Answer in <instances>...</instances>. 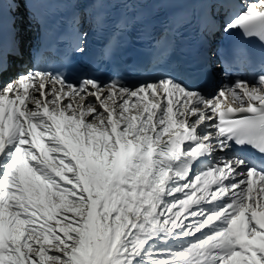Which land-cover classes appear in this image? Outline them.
Here are the masks:
<instances>
[{"label":"snow or ice","instance_id":"1","mask_svg":"<svg viewBox=\"0 0 264 264\" xmlns=\"http://www.w3.org/2000/svg\"><path fill=\"white\" fill-rule=\"evenodd\" d=\"M0 264H264V0H0Z\"/></svg>","mask_w":264,"mask_h":264}]
</instances>
